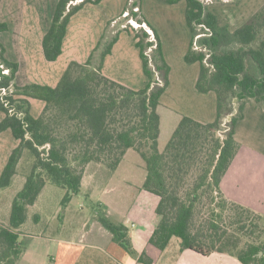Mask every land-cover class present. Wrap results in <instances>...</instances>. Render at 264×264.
Returning <instances> with one entry per match:
<instances>
[{"label": "trees", "instance_id": "trees-1", "mask_svg": "<svg viewBox=\"0 0 264 264\" xmlns=\"http://www.w3.org/2000/svg\"><path fill=\"white\" fill-rule=\"evenodd\" d=\"M74 1L57 3L43 40L45 57L50 61L62 53L71 17L87 3L102 0ZM140 1L135 0L134 6ZM186 2L192 40L185 60L201 63L196 86L203 93L216 92L217 117L205 123L183 115L164 150L159 148L158 107L169 85L170 66L155 31L154 39L149 40L151 32L130 26L135 31L148 78L147 86L141 89L130 88L103 73L105 57L122 30L113 32L111 21L89 59L84 63L71 61L56 86L18 85L15 78L19 64L6 57V49L0 42V110L5 113L0 133L11 129L19 140L0 175V188L11 185L26 150L34 157L24 186L13 198L9 225H0V264H18L25 249L16 229L26 222L28 206L37 201L47 183L66 190L61 201L66 206L80 193L89 163H101L115 170L129 149L136 150L145 161L147 176L142 188L160 197L156 209L158 222L150 244L165 250L177 238L181 250L189 248L204 255L224 252L244 264H264V254L260 255L264 240L244 242L237 235L253 229L252 221L249 223L253 216L264 221V215L229 200L220 186L241 147L235 128L244 117L245 105L253 103L264 110V5L231 33L226 26H219L217 14L203 0ZM132 14L138 16L134 11ZM137 20L152 27L144 16ZM200 28L203 32H199ZM5 29L7 24L0 22V31ZM199 33L210 35L201 37V49H196L194 43ZM229 38L236 47L219 50L222 39ZM248 58L258 73L249 69ZM31 98L45 102L37 117L31 113ZM207 201L214 203V207L207 217H202ZM228 209L233 214L232 232L223 229L220 223ZM97 219L113 234V241L133 258L153 263L146 251L140 253L135 249L126 224L104 213L98 214Z\"/></svg>", "mask_w": 264, "mask_h": 264}, {"label": "crops", "instance_id": "crops-1", "mask_svg": "<svg viewBox=\"0 0 264 264\" xmlns=\"http://www.w3.org/2000/svg\"><path fill=\"white\" fill-rule=\"evenodd\" d=\"M58 1L0 0V22L7 24V29L0 31V42L6 49V57L19 64L15 78L18 85L39 83L56 86L71 61L84 63L89 59L108 23L117 19L125 10V0L87 3L71 17L61 55L50 61L45 57L43 40L51 26ZM158 9L163 14L159 20L160 30L146 25L151 36L154 37L155 31L160 37L164 58L170 66L169 85L162 94L159 105L170 108L165 119L158 107L161 117L159 148L164 150L183 115L205 123L216 119L217 94L213 90L206 93L198 90L196 83L201 63H188L185 60L192 40L186 21V7L185 10L180 9L177 15L182 19L184 13L186 27L169 23L168 16L174 13L175 7H171L173 10L170 11L159 6ZM222 20L225 19L218 16L219 26H225ZM4 33L12 35L3 38ZM136 42L133 33L121 31L111 53L105 57L103 73L130 88L141 89L147 86L148 78ZM175 65L180 66L178 71H174ZM175 79L178 80L177 84H173ZM172 87L175 88L174 95L168 97ZM36 100L40 99H30L31 113L37 117L45 102L41 100L44 103L37 106L36 115L32 109ZM4 116L5 113L0 110V121ZM235 137L241 147L222 178L221 190L229 200L251 207L264 215V110L261 107L253 103L245 105L244 117L237 122L235 128ZM18 143L19 140L13 136L11 129L0 133V175ZM21 162L10 185L17 184L16 189L11 195L0 196V225H9L13 198L26 181L28 171L20 170ZM95 166L94 172L99 173L93 177L94 172L89 171V168ZM89 174L91 183L87 185ZM146 176L145 161L134 149L127 151L115 170H110L101 163H89L80 193L93 188L96 193H103L105 197L107 195V198L99 201L90 214H85V206L78 209L72 205L75 195L66 206L62 205L61 197L50 213V221L44 229L41 227L44 222L41 209L45 211L46 200L42 199L40 208L32 211L31 208L36 206L44 194L47 183L37 201L28 206L26 222L16 229L20 241H24L25 249L18 264H38L26 257L32 254V250L40 251L44 256H52V264H145L113 241V234L97 219L100 213L126 224L135 249L140 253L146 251L153 258L152 264H244L229 253L213 252L204 255L189 248L181 250L179 239L174 241L173 238L165 250L150 244L149 240L158 222L156 209L160 197L142 188ZM5 188H0V191ZM40 264H46V261L43 259Z\"/></svg>", "mask_w": 264, "mask_h": 264}, {"label": "rangeland", "instance_id": "rangeland-1", "mask_svg": "<svg viewBox=\"0 0 264 264\" xmlns=\"http://www.w3.org/2000/svg\"><path fill=\"white\" fill-rule=\"evenodd\" d=\"M181 1V0H180ZM178 1L175 4L174 3H168L165 0H141L140 4H136L134 6L135 0H125L123 9V13L117 18L111 21V29L117 30L118 28L122 29L121 31H127L125 30L128 26L127 29H130L129 32L133 33L135 35V31L130 27H134L136 30L145 29V30H150L146 23H139L137 20V17L140 18L142 16L145 17L146 21L156 29L160 30V18L163 15L162 13H159L158 6L161 9H166L168 11L173 10L171 7H175L174 13L169 14L168 20L169 23H173L176 26L177 25H184L185 27L187 26L186 23L184 22V13L183 17H178V11L180 9L185 10L186 7V1ZM206 4H208V8L216 13L219 17L224 18L225 20H222L224 23L223 25L226 26L227 30L229 32H234L238 27L242 26L245 22H247L263 5H264V0H203ZM180 2V3H179ZM133 5V6H132ZM144 10L146 12H144ZM132 11L138 13V16H133ZM199 32H203V30L200 28ZM12 33H4L3 38L10 37ZM150 39H154L153 35L149 37ZM200 39V38H199ZM199 39H197V43L199 45ZM11 43L15 44L13 41ZM17 44V43H16ZM201 48V46L199 45ZM236 47L235 42L232 39H222L221 44L218 46L219 50H229V49H234ZM10 50V49H9ZM18 50V49H15ZM152 48H149L147 52L150 54ZM151 57V56H150ZM24 59H26L24 57ZM248 67L251 71H254V73H258V68L254 66L253 61L248 58L247 59ZM178 64V63H176ZM26 67V65H25ZM152 67L155 68V65L152 63ZM179 65L174 66V71L179 70ZM177 75V74H176ZM163 83L162 76H159V84ZM178 80L175 79L173 81V84H177ZM174 89L171 88L168 93V97H173L174 95ZM43 101L41 100H36L35 104L33 105V112L37 115L38 114V107L40 104H42ZM44 103V102H43ZM168 108L165 105H161L159 107V111L162 114L163 119L170 113ZM241 120V119H240ZM239 120V121H240ZM238 121V122H239ZM34 161V157L32 154L26 150L25 155L22 159L20 170L23 172L25 170L29 171L30 166L32 165ZM96 163V162H94ZM105 166V165H104ZM96 170L95 167H90L89 171ZM96 172V173H95ZM94 176H97L99 171H95ZM93 175V174H92ZM90 174L87 177V185H90L91 183V176L89 178ZM16 185L14 184L8 188H5L0 191V196L3 197V195H11L14 190L16 189ZM66 190L62 187H59L55 184L48 183V186L44 192V194L41 196L40 200L37 202L36 206L34 208H31L32 210L37 209L39 207L40 202L42 199L46 200V209L45 211L42 210L43 214V219L44 222L42 224V228L45 229L47 223L50 221V213L53 211V209L56 206V202L58 201L59 198L63 197L65 194ZM104 198H107L104 196L103 193H96L95 189L92 188V190L85 189L83 193L77 194L74 196L72 205L78 209H80L82 206H85V214H90L92 212L93 208H96V204H98L99 201L104 200ZM208 203L204 205V208L201 211L202 217H207L214 207L213 205L210 204L209 201ZM42 204V203H41ZM40 208V207H39ZM63 210V209H62ZM201 219V218H200ZM204 218L200 221H203ZM233 221V214L231 213V210H226L223 214V218L220 220L221 226L223 229H227L229 231H233L234 227L231 225ZM252 221L253 223V229H247L244 233H238L239 237L243 239V241H255L259 242L264 240V221L258 219L257 217L253 216L251 220H249V223ZM63 234V233H62ZM65 235V234H64ZM174 241H178V239L174 238ZM22 245H24V241H22ZM32 254H29L27 259H33L35 260V263L40 264V262L44 259L46 261V264H52V256H44L42 252L37 251V250H32Z\"/></svg>", "mask_w": 264, "mask_h": 264}, {"label": "built area", "instance_id": "built-area-1", "mask_svg": "<svg viewBox=\"0 0 264 264\" xmlns=\"http://www.w3.org/2000/svg\"><path fill=\"white\" fill-rule=\"evenodd\" d=\"M80 1H82V0H76V1H74L73 3H77V2H80ZM207 30H209V29H207ZM149 32H151L150 30H149ZM206 35H210V33H199V34H197L196 35V38H195V48L196 49H201L200 47H199V45H198V43H197V39H199V38H201V37H203V36H206Z\"/></svg>", "mask_w": 264, "mask_h": 264}, {"label": "water", "instance_id": "water-1", "mask_svg": "<svg viewBox=\"0 0 264 264\" xmlns=\"http://www.w3.org/2000/svg\"><path fill=\"white\" fill-rule=\"evenodd\" d=\"M264 254V249L260 252V255H263Z\"/></svg>", "mask_w": 264, "mask_h": 264}]
</instances>
